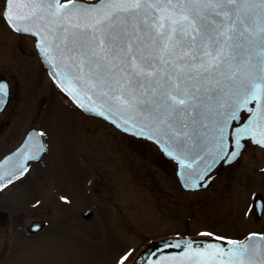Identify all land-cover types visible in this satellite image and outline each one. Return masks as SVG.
Segmentation results:
<instances>
[{
	"label": "snow or ice",
	"instance_id": "snow-or-ice-1",
	"mask_svg": "<svg viewBox=\"0 0 264 264\" xmlns=\"http://www.w3.org/2000/svg\"><path fill=\"white\" fill-rule=\"evenodd\" d=\"M3 15L15 31L38 37L54 81L78 108L147 136L171 157L211 137L201 179L246 141L264 147V0H5ZM7 95L0 82V107ZM43 135L32 134L35 148L26 141L17 150L12 169L2 171L0 161V191L29 171ZM214 241L165 247L182 249L172 264H264V234Z\"/></svg>",
	"mask_w": 264,
	"mask_h": 264
},
{
	"label": "rangeland",
	"instance_id": "rangeland-1",
	"mask_svg": "<svg viewBox=\"0 0 264 264\" xmlns=\"http://www.w3.org/2000/svg\"><path fill=\"white\" fill-rule=\"evenodd\" d=\"M15 55V89L29 83L11 108L14 126L38 124L48 150L0 205L26 210L25 224L39 220L46 228L34 237L0 232L9 264H117L129 251L131 264L150 242L168 235L241 238L264 230V212L257 216L252 206L254 195L264 196V148L249 145L206 188L186 190L153 141L86 114L50 79L33 82L34 73L23 80L25 64Z\"/></svg>",
	"mask_w": 264,
	"mask_h": 264
},
{
	"label": "flooded vegetation",
	"instance_id": "flooded-vegetation-1",
	"mask_svg": "<svg viewBox=\"0 0 264 264\" xmlns=\"http://www.w3.org/2000/svg\"><path fill=\"white\" fill-rule=\"evenodd\" d=\"M5 5V0H0V82H4L8 85V95L5 104L0 109V160L7 155L8 153L14 151L17 149L22 143L28 138L29 133L34 129L37 128L40 132L44 133L42 140L45 144V149H43L42 153L39 155L38 158L27 161V165L29 167V171L25 174L24 177H21L18 181H14L12 185H9L7 188L0 191V200L7 198V196L11 193L12 190H14L16 187H19L24 184V181L27 179V176L32 171L35 164L39 163L43 160L45 154L48 150V138L45 135V132L38 127L37 125H34L33 123H30L28 126H25L23 128H15L16 125V116L17 113L12 112V107H14L16 100H18L22 95L27 93V87L29 82H24L25 86H21L15 89V84L12 81V73L11 66L13 64L16 65V63H13V61H16L17 58H15V54L18 52L21 54L24 67H22V77L24 79H30L34 73H36V76L32 78L33 82L39 81L43 83V81L48 80L50 78L48 69L45 66L41 55L39 54V51L36 47V39L33 35L23 32H17L15 31L9 23L6 21L4 15H3V9ZM25 68V69H24ZM40 72V73H39ZM39 73V74H38ZM53 83V82H52ZM27 84V85H26ZM55 85V84H54ZM23 91V92H22ZM45 91V90H44ZM60 93V91H58ZM44 95L46 96L47 93L44 92ZM61 95V94H60ZM16 106V105H15ZM15 107V111H16ZM32 118H30L31 120ZM19 120V119H17ZM20 121H25L23 119H20ZM15 125V126H14ZM35 133H39L38 131H35ZM36 140L41 139L40 137H36ZM29 141L32 142V147L35 148L36 144L33 140V136L30 137ZM246 147L241 151L240 156L238 159H236L233 162L225 163L220 162L217 167L214 169L212 174H214V177L210 182H212L218 175H220L226 168L232 166L233 164L237 163L241 157L243 156V153L245 149L252 145L256 148H264L259 145H256L251 142V140H248L245 142ZM158 146V145H157ZM160 153L162 155V158L164 161L169 162L170 164H174L176 166L177 170V163L172 160L171 158H168L160 149L158 146ZM17 163V160H15L12 165ZM261 171H264V166H262ZM177 176V172H176ZM26 211V210H25ZM23 209L21 211H11L7 209L6 207H3L0 205V232L4 233H10V232H17L20 231L24 233L25 235L34 237L41 235L43 232H45V222L39 221V220H31L29 224H25V218L27 216L26 212ZM264 211V210H263ZM32 216V215H31ZM37 223V224H36ZM35 224L37 226H35ZM8 252H10V248L6 247L1 252L0 250V264L5 261V264L8 263Z\"/></svg>",
	"mask_w": 264,
	"mask_h": 264
},
{
	"label": "water",
	"instance_id": "water-1",
	"mask_svg": "<svg viewBox=\"0 0 264 264\" xmlns=\"http://www.w3.org/2000/svg\"><path fill=\"white\" fill-rule=\"evenodd\" d=\"M89 2H94V0L93 1H89ZM36 45H37V48H38V51H39L40 55L42 56V59H43L45 65L47 66V68L49 70L50 76L54 80L53 69L45 61L43 55L40 52V48H39V44H38V37H36ZM1 108L2 107H0V109ZM85 112L89 113L87 111H85ZM89 114L95 115L94 113H89ZM103 119L106 120L107 122L111 123L110 120H107L105 118H103ZM117 128L122 130L120 127H117ZM35 131H37V129H33L29 133L28 138H26V140L22 143V145H20L16 150L10 152L2 160H0V161H4V166H3L2 171L7 172L8 170L12 169V166H13L12 163L15 160H18V157H19V153L17 152V150L18 149H22V146L25 145L26 141H29L30 137H32V134L35 133ZM127 133L133 134V135H135L137 137L147 138V136L137 135V134H134L132 132H127ZM152 141H154V140H152ZM31 146H32V143H31ZM160 147L165 152V150L163 149V147L161 145H160ZM43 149H44V147H43ZM43 149L39 152L38 157L42 153ZM211 149H212V143H211V137H209L199 147L193 148L192 150L183 153L182 155H180L179 158L172 157L176 161L179 162L177 174H178V177H179L183 187H185L186 189H196V188H199V187H204V186H206L209 183V181H210L212 176H210L208 178H205V176H206L205 175L203 179H201L200 176H201V172L205 168L206 164L210 162ZM14 153H16L17 155L14 156L13 155ZM165 154L167 155L166 152H165ZM167 156H169V155H167ZM169 157H171V156H169ZM236 158H234V159H236ZM234 159H231L230 161H233ZM182 160L184 161V163H181ZM218 163H219V161L217 163H215L211 167V169L209 170L208 173H210L216 167V165ZM193 185H196V186H193ZM254 204H255V208L257 210L258 215H260L261 212H262V209L264 207V199L261 196H257L256 199H255V203ZM87 213L88 212H85V214H87ZM252 233L264 234V232H260V233L259 232H252ZM248 235L246 237H248ZM181 239L193 241L194 242V244H193L194 248L195 247H200V246H206L208 242L214 241V238L191 237V236H188V235H184V236H167V237L161 238L159 240H154L150 244H148L135 257V259L133 260V262L131 264H145V261H147L148 264H153V262L156 261L157 259H159L161 261H165V264H172V258L177 256V255H179L182 252V249L181 248H175V247H165V244L166 243H171L174 240H181ZM245 239H243V240H245ZM214 242L218 243V244L219 243H225V242H222V241H214ZM226 247H231V246L230 245H226Z\"/></svg>",
	"mask_w": 264,
	"mask_h": 264
}]
</instances>
